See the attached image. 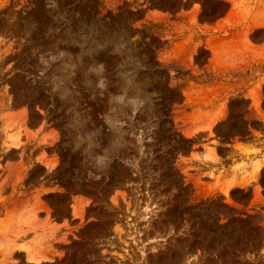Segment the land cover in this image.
Masks as SVG:
<instances>
[{
    "label": "rangeland",
    "instance_id": "374dc122",
    "mask_svg": "<svg viewBox=\"0 0 264 264\" xmlns=\"http://www.w3.org/2000/svg\"><path fill=\"white\" fill-rule=\"evenodd\" d=\"M0 264H264V0H0Z\"/></svg>",
    "mask_w": 264,
    "mask_h": 264
}]
</instances>
